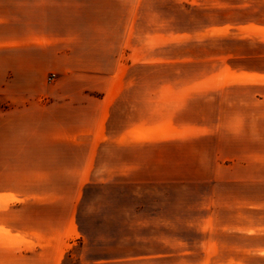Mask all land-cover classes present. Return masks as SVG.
<instances>
[{"label": "rangeland", "instance_id": "374dc122", "mask_svg": "<svg viewBox=\"0 0 264 264\" xmlns=\"http://www.w3.org/2000/svg\"><path fill=\"white\" fill-rule=\"evenodd\" d=\"M0 8L8 45L1 54L8 71L0 91V264H95L97 248L110 258L111 242L127 241L106 228L113 214L118 235L137 237L138 248L155 226L152 216L176 214L178 221L164 223L175 241L207 245L216 199L222 208L224 198L244 196L241 184H256L248 198L264 197V0H0ZM118 87L144 123L137 134L152 142L133 148L129 174H67L81 159L50 140L75 126L66 121L70 104ZM86 176L91 183L81 185ZM51 198L57 203L47 204ZM190 229L198 236L184 234Z\"/></svg>", "mask_w": 264, "mask_h": 264}, {"label": "crops", "instance_id": "0c3cea01", "mask_svg": "<svg viewBox=\"0 0 264 264\" xmlns=\"http://www.w3.org/2000/svg\"><path fill=\"white\" fill-rule=\"evenodd\" d=\"M6 21V15L0 12V30ZM7 48V43L2 42L0 39V91L5 85L8 71L7 59H3L1 54L3 50L6 52ZM125 90L126 88L124 87H118L114 92H106L99 100L70 104L72 114L69 115V117L67 115L66 121L75 126L69 129L63 128V136H61V138L59 137V139L56 140V137H54L53 140H50L51 143L59 146L62 151H73L75 155L80 157V168L77 171L68 170L67 174L76 172L80 175L106 174L113 177L120 174H129L133 166H130V163H128V158L129 154L134 150L133 148L136 144L152 142V137H146L144 139V134H137V125L142 126L144 123H136V111L132 108L133 105H131L130 102H128V104L124 102L123 93ZM120 106H123V110H121V115L119 117L116 112ZM177 114V116H179V114L184 116L185 111H182V113L177 112ZM129 115H131V117ZM144 115L145 113H142L141 118H143ZM197 124L198 125L194 124L193 126L196 128L207 126L208 128L214 125V123L210 125L203 123ZM115 126L118 128L114 129ZM142 127L145 128V126ZM214 136L213 133H210L208 135H199L197 138L211 139ZM161 140L166 139H159V143L167 144L172 142L171 140ZM237 146L239 145L231 146V153H235L237 155L234 156L236 157L235 159L239 160L241 157L240 151L242 150L236 148ZM103 156L112 159V165L111 163L104 166L103 164L101 165L100 159ZM121 159H124L125 162ZM113 162L116 165H114ZM239 164L244 166L241 163ZM83 178L84 177H81L82 180H84ZM89 183H91V178L86 176L85 182H81V185L87 186ZM249 186H256V184H241V188L246 190L244 196H242L241 192V194L239 193V196L234 199L224 198L222 208L219 204V199H216L217 202L213 205L212 213L208 214V217L212 218L214 224L213 228L208 229L205 235L209 239L207 245H191L187 242L185 243V241L181 242L178 240V242H176L175 239L178 237V235H176L177 233H170L167 231L168 227L166 226L168 222L178 221L176 218L179 217H174L179 216L176 214L171 217L166 215L152 216L151 219L155 222V226L151 229V234L143 238L142 242L145 245L138 248L137 237L131 236L130 234H125V236L124 234L122 236L118 235L121 228L113 222V218L119 219V215L113 214L109 215L113 224L111 226H106V228L109 227L108 230L112 238L119 240V237L120 239L126 237V247L119 248V246L115 245L116 240H113L109 247L111 250L107 253H110V258L107 255H101L97 248V260L89 262L95 264H264V197L248 198L247 188ZM253 189L258 190V188ZM261 189L263 188L261 187ZM51 199L52 200H49L47 204H55L58 201L55 198ZM219 214L222 216V219L218 216ZM66 217V220L70 221L73 226H77V217L75 213H69ZM103 218L104 216H100V214L96 217L97 224L95 236L100 235L99 230L102 225L100 221L103 222ZM123 218V220L131 221L133 217L127 214L124 215ZM217 220H223L224 226L222 228L216 225ZM63 221H65V219ZM164 223H166V225H164ZM70 228L71 227H69V229ZM158 231L159 234H157ZM183 232L190 237L198 236V231L192 229ZM80 234L83 239H87L86 236H89L88 233L80 232ZM123 239H121L122 242ZM169 239L173 240V242L171 243ZM105 242L109 244V241ZM116 254L118 255L117 257L114 256Z\"/></svg>", "mask_w": 264, "mask_h": 264}]
</instances>
